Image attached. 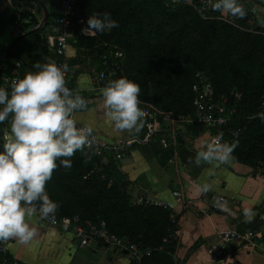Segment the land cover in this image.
<instances>
[{
    "label": "trees",
    "instance_id": "trees-1",
    "mask_svg": "<svg viewBox=\"0 0 264 264\" xmlns=\"http://www.w3.org/2000/svg\"><path fill=\"white\" fill-rule=\"evenodd\" d=\"M39 1L48 6V27L15 45L12 54H17L21 61L8 59L7 77L12 76L18 62L22 77L36 71L33 65L37 62H58L43 36L57 16L58 0ZM242 3L247 11L243 19H224L211 9L203 17L199 12L200 0L187 5L176 0H80L78 13L83 22L76 26V56L70 59V65L89 67L93 74L105 70L103 63L107 58L108 70H115L116 77H127L139 84V99L143 103L159 113L175 116L193 114V85L198 75H206L217 99H226L227 107L236 110L225 128L241 131L234 140L237 147L233 160L264 174V122L258 116L264 112V34L257 27L258 19L261 17L262 21L264 16L251 12L254 1ZM103 12H110L119 27L103 34L84 35L81 29L88 16ZM39 25L28 13L20 18L0 14V30L12 26L28 33ZM100 45L107 49L98 57ZM116 54L121 57L114 58ZM154 123V119H144L139 140L130 141L132 147L153 139L170 141L169 137L162 139ZM5 124L10 126L9 121L2 127ZM197 128L189 127L186 133L192 137ZM3 142L0 139V145ZM178 143V147L172 145L163 150L162 165L170 164L175 152L188 147L183 133L179 134ZM89 154L91 159L85 162L77 152L71 158V168L58 167L46 184L49 196L60 204L57 215L67 219L79 215L82 221L104 224L112 234L128 239L139 249H150L151 258L146 264H176L172 211L144 200L134 201L128 194V182L120 170L116 151L103 149L99 155L92 149ZM176 218L179 220V215ZM13 262L7 253H0V264Z\"/></svg>",
    "mask_w": 264,
    "mask_h": 264
},
{
    "label": "crops",
    "instance_id": "crops-1",
    "mask_svg": "<svg viewBox=\"0 0 264 264\" xmlns=\"http://www.w3.org/2000/svg\"><path fill=\"white\" fill-rule=\"evenodd\" d=\"M10 27L11 33L0 37V87L10 78L5 71L8 59L19 57L17 54L8 56L12 40L25 34ZM48 33L49 29L43 36L46 38ZM75 43L76 38L69 40V60L76 56ZM78 70L80 72L75 74ZM99 73L91 74L89 67L84 66L72 68L70 89L88 101V110L78 112L77 120L81 126L91 124L94 132L109 143L139 140L140 132L118 133L107 122L100 107L101 93L97 89ZM180 130L179 134L185 135L188 147L177 151L167 166L162 165L164 147L158 139L127 149L119 167L126 175L128 194L137 202H164L174 206L176 215H179L174 236L176 246L173 258L176 264H264V174L232 160L230 164L216 168L214 175L209 176L210 165L197 167L189 163V158L194 157L204 142L211 139L210 130L198 127L192 137L186 133L187 129ZM9 136L10 126L5 124L2 127L0 124V139L5 140ZM205 182L211 183L213 191L198 194L195 185ZM174 193H179L181 198H176ZM214 197L224 198L235 215L210 209L215 205ZM243 207H252L257 213L252 222H243ZM32 225L36 227L37 234L30 244L22 245L14 239L9 240L7 254L12 261L19 264H133L124 250L99 242L81 246L72 234L35 218ZM236 234L242 239L235 241L231 250L226 252L224 238ZM221 253L226 254L225 260L217 262Z\"/></svg>",
    "mask_w": 264,
    "mask_h": 264
},
{
    "label": "clouds",
    "instance_id": "clouds-1",
    "mask_svg": "<svg viewBox=\"0 0 264 264\" xmlns=\"http://www.w3.org/2000/svg\"><path fill=\"white\" fill-rule=\"evenodd\" d=\"M211 10L221 16L243 19L247 11L242 0H208ZM119 27L110 12L88 16L84 35L103 34ZM36 71L12 81L10 91L0 87V124L10 122V136L0 145V243L14 239L30 244L37 234L32 225L38 221L55 223L60 204L46 189L58 167L71 168L72 157L83 155L85 162L96 144L91 124L81 126L76 116L88 110L85 97L67 86V64L37 62ZM139 84L127 77L110 80L100 89L104 116L115 132L139 133L145 110L140 107ZM264 122V112L258 114ZM237 142L223 141L222 133L211 137L197 150L189 163L210 165L209 176L233 160ZM57 161L59 163H57ZM198 194L213 191L211 183L196 184ZM215 206L229 216L235 215L227 201L214 197ZM243 222L250 223L257 213L252 207L241 209Z\"/></svg>",
    "mask_w": 264,
    "mask_h": 264
},
{
    "label": "built area",
    "instance_id": "built-area-1",
    "mask_svg": "<svg viewBox=\"0 0 264 264\" xmlns=\"http://www.w3.org/2000/svg\"><path fill=\"white\" fill-rule=\"evenodd\" d=\"M80 0H58V15L56 19L49 26V33L47 34V46L58 56V65L67 64L70 71L66 73L67 86L72 74V67L70 65L68 50L69 40L74 39L76 34V26L79 25L82 20L78 13V3ZM178 3L187 5L193 0H176ZM201 7L199 9L200 14L204 17L207 10L211 9L208 0H200ZM249 2H255L251 8L252 13H257L260 16H264V0H247ZM23 13H28L32 17L36 18L40 23L42 22V9L41 6L33 0H0V14L15 15L17 18ZM257 17V18H259ZM224 19H228L227 16H222ZM255 20L252 19V22ZM257 27L262 29L264 34V20L261 21V17L258 19ZM121 54H116L114 58H120ZM103 66L105 70L100 72L96 78L97 89L100 90L110 80L117 79L116 72L108 70V60L104 58ZM21 63H17L13 69V75L5 81L2 87L10 91V86L13 80L16 78H22L21 75ZM193 114L188 116H175L171 113H159L151 105L147 103H141L146 116L144 119H154V129L156 132L162 134V139L169 137L170 141H163L164 149L170 146L178 147L181 144L178 143V136L180 129H187L189 127H205L211 132V137L222 133L223 141L229 143L233 142L240 135L238 131H225L228 124L236 114L234 107H227L226 99L223 101L217 99L214 89L210 83V80L206 75H198L193 85ZM236 97L241 99V95L237 94ZM96 136V144L93 146L99 155L103 149H111L116 151L117 160H122L126 156V151L132 146L130 141H125L117 144H109L104 141L98 134L94 132ZM176 153V152H175ZM176 198H181L179 193H174ZM224 201L225 199L222 198ZM141 200H139L140 202ZM153 205L161 207L166 210L172 211V220L175 225V230L178 228V221L176 218L175 208L171 203L153 202ZM210 209L217 210L214 205ZM55 223L48 221H42L45 224L56 228L62 232L72 234L80 243L81 246H88L92 242H99L101 244L111 246L116 250H124L128 253L132 259L133 264H146L151 258L152 251L150 249L142 250L137 246L130 243L128 239H122L112 234L104 224H94L89 221H82L79 215L73 218H60L57 213L55 217ZM242 239L239 235H229L224 238V243L228 246L233 240L239 241ZM10 241L0 243V253L6 254ZM216 250H218L216 248ZM13 264H19L14 261Z\"/></svg>",
    "mask_w": 264,
    "mask_h": 264
},
{
    "label": "water",
    "instance_id": "water-1",
    "mask_svg": "<svg viewBox=\"0 0 264 264\" xmlns=\"http://www.w3.org/2000/svg\"><path fill=\"white\" fill-rule=\"evenodd\" d=\"M35 1L36 3H38L40 6H41V9H42V22L41 24L34 30L28 32V33H25V34H22L20 35L19 37H17L14 42L11 44L10 48L8 49V56L11 57V54H12V50L14 48V46L21 40L23 39L24 37L30 35V34H33L35 32H39L41 29H46L48 24H49V19H50V14H49V9H48V6L43 4L41 1L39 0H33ZM107 49V46L106 45H100L97 49V56L100 57L103 52ZM16 60L18 61H21V58L19 57H15ZM253 227H255V225H253ZM235 243V240H233L225 249L226 252L230 251L232 246L234 245ZM225 257H226V254L225 253H221L218 257H217V262H221V261H224L225 260Z\"/></svg>",
    "mask_w": 264,
    "mask_h": 264
},
{
    "label": "rangeland",
    "instance_id": "rangeland-1",
    "mask_svg": "<svg viewBox=\"0 0 264 264\" xmlns=\"http://www.w3.org/2000/svg\"><path fill=\"white\" fill-rule=\"evenodd\" d=\"M12 31L11 27L10 26H7V27H3L0 31V37L1 36H4V35H7V34H10ZM202 137V135H201ZM199 144H202L203 142L201 141H198Z\"/></svg>",
    "mask_w": 264,
    "mask_h": 264
}]
</instances>
